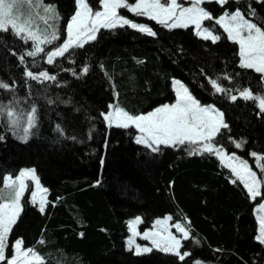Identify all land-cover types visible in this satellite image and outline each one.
Segmentation results:
<instances>
[{
  "label": "trees",
  "instance_id": "trees-1",
  "mask_svg": "<svg viewBox=\"0 0 264 264\" xmlns=\"http://www.w3.org/2000/svg\"><path fill=\"white\" fill-rule=\"evenodd\" d=\"M43 3L54 5L62 17L57 46L75 0ZM90 4L100 9L99 0ZM249 5L256 16L247 18L264 27V3L257 0H229L224 8L212 1L202 7L219 17L225 8L247 14ZM120 12L156 35L128 26L100 29L95 40L49 65L47 46L36 57L25 56L22 64L18 57L31 50V41L25 44L11 31L0 32V82L10 86L0 88V105L11 107L20 125L14 129L6 115L0 116V187L6 175L34 169L47 190L43 213L29 203V190L23 196L6 255H12L11 243L20 238L44 264H264L254 211L264 197L253 200L239 180L232 183L236 178L216 155H189L186 146H160L153 152L135 142V128L108 127L101 115L110 104L140 115L172 103L171 81L179 80L202 105H214L224 114L228 128L221 129L215 145L248 160L264 181L251 155L264 154V113L256 102L232 101L209 83L219 77L218 83L233 89V95L238 88L264 94L260 74L238 66L237 45L213 21L204 23L221 35L216 43L199 38L192 27L170 30L125 9ZM26 69L47 71L56 80H32ZM33 107L35 126L23 141L19 137ZM167 215L189 229L181 252L191 255L184 261L157 249L137 255L125 247L129 220L141 217L143 230Z\"/></svg>",
  "mask_w": 264,
  "mask_h": 264
},
{
  "label": "snow or ice",
  "instance_id": "snow-or-ice-1",
  "mask_svg": "<svg viewBox=\"0 0 264 264\" xmlns=\"http://www.w3.org/2000/svg\"><path fill=\"white\" fill-rule=\"evenodd\" d=\"M206 2H212V0H189L190 6H183L180 0H135L134 3H129V0H99L100 9L97 10L91 6L90 0H75L76 10L64 28L66 36L62 43L47 51L45 62L51 65L58 57H65L70 50L84 47L85 43L96 39L100 29L128 26L149 36L156 35L151 27L135 23L120 14L119 10L126 9L136 16L147 17L170 30L194 26L196 36L216 43L222 38L221 35L215 34L212 27L204 26L205 21H213L215 25L223 29L229 41L238 45V66L242 69L254 70L264 81V27L255 23L253 19L247 18H255V9L249 5L250 11L245 14L240 8L232 12L225 8L219 17H214L202 7ZM257 2L264 3V0H257ZM215 3L224 8L229 0H215ZM19 6L18 0H0V32L11 31L25 44L31 41V50L25 51L18 57L23 64L25 56L36 57L45 52L41 45H51L60 40L61 35L59 29L51 25L48 26L52 28L51 32L47 28L44 31L33 28L30 14L27 18H24L22 14H15ZM32 7L43 9L44 15L40 18L46 25L49 20L62 19L56 7L44 5L43 0H38L35 5L29 0V8ZM13 55L16 53L13 52ZM87 70L85 67L83 72L86 73ZM25 75L38 81L56 80V76L49 75L47 71L34 74L26 69ZM219 79L218 77L209 80L216 93L228 94L232 101H236L238 97L245 101L252 100L256 102L259 112L264 113V94H254L250 88H238L235 89L238 95H233L231 94L233 89L222 87L218 83ZM223 79L232 82V77L229 75H225ZM172 83L176 96L174 103H165L140 115H132L119 105L110 104L109 111L101 113L107 126L124 129L134 126L139 132L135 142L151 148L153 152H158L160 146L172 148L186 146L184 150L189 155L214 154L236 178L231 181L232 183L239 180L247 195L253 200L264 197V181L258 178L257 173L249 167L248 163L234 154L226 155L223 149L214 143L221 129L228 128L223 118L224 114L213 105H202L180 81L174 80ZM0 88L10 89V86L0 82ZM35 114V107L27 114V127H23V135L19 137L23 141H27L30 129L35 126ZM3 115L7 116L10 126L14 129L20 126L19 120L15 118L17 113L11 107L0 105V116ZM242 143H236V147H241ZM251 155L256 158L257 167L264 172V156L257 155L255 152ZM26 179L34 181L39 188L34 169L21 170L15 177L11 175L3 177V186L0 187V264H44L43 257L34 248H24L23 240L20 238L11 243L12 255L10 257L6 255L10 234L22 211L21 198L27 188ZM39 190L45 193L47 191L43 188ZM35 197L36 193L33 192V203L36 202ZM44 207L45 201L41 199L39 204L41 213L44 212ZM257 211L259 234L256 239L264 244V215H259V212L264 211V203L260 204ZM169 219L171 218L165 217L163 221L157 220L154 228L166 224ZM140 223V217L127 222L131 233L127 245L129 250L135 247V254L151 252L155 248L175 255L181 261L191 255L187 251L181 252V240L190 239L187 227L179 223L174 225L176 231L181 234L180 238L173 235L167 227H160L156 231H145L141 238L151 241L152 247H141L135 243V238L141 235L136 228ZM38 243L43 244L44 241L40 240ZM194 264H202V262L196 260Z\"/></svg>",
  "mask_w": 264,
  "mask_h": 264
},
{
  "label": "rangeland",
  "instance_id": "rangeland-1",
  "mask_svg": "<svg viewBox=\"0 0 264 264\" xmlns=\"http://www.w3.org/2000/svg\"><path fill=\"white\" fill-rule=\"evenodd\" d=\"M187 1V0H186ZM212 1H215V0H212ZM31 2H32V4L33 5H35L37 2H38V0H31ZM180 2H181V0H180ZM134 3V2H133ZM18 4L20 5L16 10H15V14H17V15H23V17L24 18H27L28 16H29V14L31 15V25H32V27L33 28H39L41 31H44L46 28H47V30L49 31V32H51V30H52V28L51 27H48L49 25H51L52 27H56V28H58L59 29V34H60V20L59 21H55V20H49L48 21V25H46L45 23H44V21L40 18L41 16H43L44 15V13H43V9L42 8H40V9H37V8H35V7H32V8H29V0H18ZM44 4V3H43ZM44 5H48V4H44ZM100 5V4H99ZM183 6H190V3H188V5H184L183 4ZM119 12H120V10H119ZM38 13V14H37ZM121 15H122V13H120ZM124 16V15H123ZM140 17H143V16H140ZM147 18V17H146ZM134 22V21H133ZM136 23V22H135ZM139 24V23H138ZM204 26L205 27H207L206 25H205V23H204ZM192 28H193V30H194V32H195V29H194V26H191ZM131 28V27H130ZM133 29V28H132ZM65 36H66V33H65ZM55 43V42H54ZM53 43V44H54ZM53 44H51L52 45V48H54L55 46L53 45ZM51 45H41V47H43L44 49H45V46H47V48H48V51H50L52 48H51ZM41 54V53H40ZM39 55V54H38ZM174 80H176V79H172V82L174 81ZM179 81V80H178ZM264 82V81H263ZM182 83V82H181ZM172 84V89H173V91H174V88H173V83H171ZM174 94H175V91H174ZM175 99H176V96H175ZM174 102H175V100H174ZM174 102H172V103H174ZM112 105H114V104H112ZM211 105V104H210ZM214 106V105H213ZM215 107V106H214ZM156 108V107H155ZM154 108V109H155ZM216 108V107H215ZM154 109H152V110H154ZM217 109V108H216ZM152 110H150V111H152ZM108 111H109V108H108ZM150 111H147V112H144V113H141V114H146V113H148V112H150ZM107 124V123H106ZM115 127V126H114ZM133 128H135L134 126H132ZM135 130H136V136H135V141H136V137L139 135V132H138V130L135 128ZM143 145V144H142ZM145 146V145H144ZM151 149V148H150ZM224 151V150H223ZM224 153L226 154V155H233V153H227L226 151H224ZM236 157H238L239 159H241V160H244V161H246L247 163H248V165H249V167L250 168H252L251 167V164L249 163V161L248 160H245V159H242V158H240L238 155H236V154H234ZM257 155H261V156H264V154H257ZM253 160H254V164L256 165V167H257V162H256V158L255 157H253ZM258 169H260L259 167H257ZM229 169V168H228ZM22 170H28V169H22ZM230 170V169H229ZM253 170V169H252ZM254 171V170H253ZM19 174V173H18ZM17 174V175H18ZM35 176H36V174H35ZM12 177H15V176H12ZM37 177V176H36ZM38 179V178H37ZM39 181V180H38ZM25 183H26V185H27V188H26V190H25V192L23 193V196L25 195V193H27V191L29 190V196H28V200H29V203L30 204H32V205H35V206H37L38 208H39V204H40V201H41V199H43L44 201H45V203H46V193L45 192H41L40 190H39V188H43V189H45L41 184H40V182H39V188L37 187V185H36V183L34 182V181H32L31 179H26V181H25ZM33 192H35L36 193V197H35V203H33L32 202V193ZM23 196H22V198H23ZM22 198H21V204H22ZM262 203H264V201H262ZM261 203V204H262ZM260 208V204H258L257 206H256V208H255V215H256V219H257V215H258V209ZM259 215H264V211H262V212H259ZM136 217H139V216H136ZM136 217H134V218H132L131 220H134ZM165 217H170L171 219H169L168 221H167V223L166 224H164V225H162V226H156L155 228H154V225L156 224V221L157 220H164V218ZM165 217H162V218H158L157 220H155L154 222H153V224H152V227H150V228H146V229H143V230H141V228H140V225H141V223H142V219H141V223L139 224V225H137L136 226V228H137V231L141 234L140 236H137L136 238H135V243L136 244H138V245H140L141 247H152V245H151V241H149V240H145V239H142L141 238V236H142V234L145 232V231H156V230H158V228H160V227H167L168 228V230L173 234V235H176L178 238H180L181 237V234L180 233H178L177 231H176V229H175V227H174V225L175 224H177V223H179V224H181L180 222H176V221H172V217L170 216V215H167V216H165ZM141 218V217H140ZM131 220H129V221H131ZM181 225H183V224H181ZM184 226V225H183ZM257 228H258V231H257V234H256V236L259 234V221H258V219H257ZM131 235V233H130V231H129V228L127 227V236L125 237V239H124V245H125V247L127 248V249H129L128 248V245H127V240H128V238H129V236ZM257 240V239H256ZM182 241H183V239L181 240V243H182ZM258 241V240H257ZM153 249H155V248H153ZM158 250V249H157ZM132 251H134L135 252V247H133L132 248ZM142 254V253H141Z\"/></svg>",
  "mask_w": 264,
  "mask_h": 264
}]
</instances>
